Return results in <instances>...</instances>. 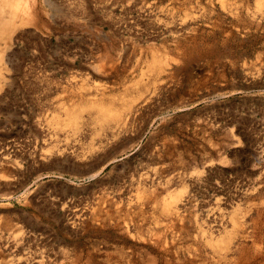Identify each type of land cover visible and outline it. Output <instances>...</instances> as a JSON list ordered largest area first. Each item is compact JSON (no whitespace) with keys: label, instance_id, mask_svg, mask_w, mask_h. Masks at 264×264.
Masks as SVG:
<instances>
[{"label":"rangeland","instance_id":"1","mask_svg":"<svg viewBox=\"0 0 264 264\" xmlns=\"http://www.w3.org/2000/svg\"><path fill=\"white\" fill-rule=\"evenodd\" d=\"M0 21V264H264V0Z\"/></svg>","mask_w":264,"mask_h":264},{"label":"bare ground","instance_id":"2","mask_svg":"<svg viewBox=\"0 0 264 264\" xmlns=\"http://www.w3.org/2000/svg\"><path fill=\"white\" fill-rule=\"evenodd\" d=\"M11 25H12L11 21H0V36L5 35L8 32ZM97 110L100 114L102 115L105 114V111L103 108H98Z\"/></svg>","mask_w":264,"mask_h":264}]
</instances>
